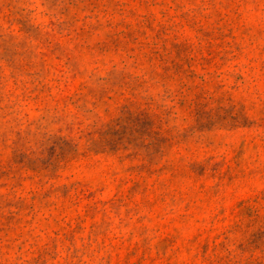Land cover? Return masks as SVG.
<instances>
[{
    "label": "rangeland",
    "instance_id": "1",
    "mask_svg": "<svg viewBox=\"0 0 264 264\" xmlns=\"http://www.w3.org/2000/svg\"><path fill=\"white\" fill-rule=\"evenodd\" d=\"M0 264H264V0H0Z\"/></svg>",
    "mask_w": 264,
    "mask_h": 264
}]
</instances>
